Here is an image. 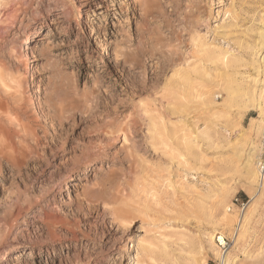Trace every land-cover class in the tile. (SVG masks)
Segmentation results:
<instances>
[{
  "label": "rangeland",
  "instance_id": "rangeland-1",
  "mask_svg": "<svg viewBox=\"0 0 264 264\" xmlns=\"http://www.w3.org/2000/svg\"><path fill=\"white\" fill-rule=\"evenodd\" d=\"M88 2L92 5L85 6ZM156 2L164 17L148 19L137 30L140 8L134 0H0V66L6 77L19 72L25 79L20 118L34 133L20 132L0 141V264H133L138 241H153L157 236L172 264H189L190 251L201 242L209 251L202 234L210 226L199 207L209 204L218 188L232 184L238 224L224 232L227 252L218 240L215 243L227 254V261L232 254L237 255L234 264H264V198L250 221L254 233L246 253H234L238 225L243 224L252 195L236 183L245 180L240 173L241 155L248 152L253 133L246 129L258 112L244 115L242 99L227 101L224 84L219 82L221 88L216 84L226 80L223 76L204 82L198 97H190L187 111L172 114L167 110L168 103H179L174 87L167 88L171 75L184 64L192 68L203 64L194 53L193 34L232 52L236 63L229 72L233 78L253 83L257 78L254 61L262 62L264 57V0ZM225 10H229L226 15ZM34 30L40 33L27 45ZM32 52H37V61L28 60L27 53ZM15 56L20 60L16 62ZM26 64L34 76L27 74ZM204 65L213 74L221 71L217 64ZM49 79L52 91L78 103L63 124L58 119L51 123V115L44 117L49 111L38 105L44 100L37 93L38 82L45 88ZM205 93L210 94L200 96ZM146 106L173 124H190L197 132L207 128L211 143L196 133L190 137L204 160L190 162L188 170L163 147H153L141 112ZM128 118L133 121L129 143L122 138L99 143L100 134L121 128ZM100 151L107 157L83 175L84 163ZM101 166L104 171H97ZM109 167L117 186L105 180ZM97 173L101 183L95 182ZM145 174L163 209L153 215L154 222L137 216L127 233V224L113 216L119 201L108 191ZM70 175L72 182H68ZM181 182L189 189L183 191ZM205 261L224 264L210 252ZM155 264L165 261L158 255Z\"/></svg>",
  "mask_w": 264,
  "mask_h": 264
},
{
  "label": "bare ground",
  "instance_id": "bare-ground-1",
  "mask_svg": "<svg viewBox=\"0 0 264 264\" xmlns=\"http://www.w3.org/2000/svg\"><path fill=\"white\" fill-rule=\"evenodd\" d=\"M134 3L135 7L138 6L140 8V18L136 23L137 30L140 29V27L143 26V24H145L148 19L152 20L154 18L159 20L160 16L164 17V10L158 5L156 0H134ZM91 5L92 3L88 2L85 6ZM228 13L229 10L224 11V15ZM262 20H264V18ZM1 21L2 20L0 19V23ZM39 31L40 30H34V32L31 33V35L28 37L27 45L34 40V38L40 33ZM191 44L193 46L194 53L198 56V58H200V64H203L197 68H192V65L188 63L184 64L183 66H180V68L176 69L175 73L171 75V85H168L167 88H171V86L174 87L175 94L179 97V103H168V112L175 114L187 111L191 104L190 97H192V95H194L196 98L198 97V94L196 95V93L199 92V88L201 89L204 87V82L209 81L213 78V76H215L217 79L223 76L226 78V80H218L216 84L219 88H221V84H219V82L224 84V89L227 92V101L235 102V100L242 99L241 102L244 105L243 109H245L243 112L244 115L251 110H256L259 114L257 118L253 117L250 119V127L246 129L247 133H253V139L248 144V152L246 151L243 156L241 155V159H243V167L240 173L245 176L244 183H236L237 185L240 184L242 187H245L246 190L252 194L251 202L248 204V211L243 218V224L240 222L238 225L240 228V233L239 235H236V237H238L234 247V253L236 252L237 254L242 252V254H245L246 252L244 250L247 247L250 236L254 233V227L252 230L250 221L252 220L257 208L261 206L264 198V181L260 183V178L256 168V160L258 158V154H260L259 138L262 136V130L264 127V57L262 58V62L254 61L256 64L257 78L253 80V83L248 84L245 83L243 79L239 80L233 78L234 74L229 72V69L233 68L234 63H236L235 55L232 52L208 42L204 36L199 34H193V36H191ZM105 45L107 46L108 44ZM35 53L37 52H32L31 55L27 53L28 60L31 59L32 61H37V56H35ZM18 59L19 58L15 56L16 62L20 60ZM205 63L217 64V70L221 71L219 73L215 72L216 74H213L214 72L206 67L204 65ZM25 68L27 70V74L32 73L31 76H34L35 72H31V67H29V64H26ZM42 84L43 83L41 80H39L37 93L44 95V100L42 101L40 99L41 101L38 103L39 107L42 106V108L49 111V113L47 112V115L44 117H49L51 115V123H54L58 119L59 123L63 124L64 121L74 115L78 104L77 101L63 97L56 89H53L52 91L51 80L49 81L48 86L45 85V88L44 86L42 88ZM25 90V79L22 77L21 73L17 72L6 77L3 66H0L1 142L11 139L14 134H18L20 132H24L28 136H34L31 126L29 124H24L20 118L21 110L24 109L23 105L25 103ZM237 93L243 94L239 97H235L234 95ZM207 94L210 93L200 94V96ZM141 112L142 116L146 120V136L148 137L149 141H151V145L153 144V147H163L164 152H166L168 156H172L173 159L175 157L180 159L185 164L186 169H188L190 162L195 160L202 162L204 160L202 152L199 151V146L196 142H192L190 137L193 136V133H196V135L201 138L202 141H208L211 143L210 133L208 132L207 128H204V130L201 132H197L196 129L190 124H173L170 120H165L158 110L155 108L151 109L149 106L142 108ZM132 125L133 121L129 120L128 118L121 128L117 130L114 128H108L110 130H106L96 137L100 144H103L106 142V140L107 142L117 141L121 138L123 139L124 144H126L129 143ZM248 138L250 139V137L247 136V139ZM106 157L107 154H105L104 151H100L96 158L88 159L83 165V175H86L88 171H92L93 167L98 165V163H102ZM111 169L112 168L109 167V171L107 172L108 174H106V176H108L105 178V180L107 179L106 182L116 185L117 183L114 175L115 173ZM96 170L99 172L104 171L102 166L99 168L97 167ZM149 178L150 177L145 174L142 179L135 177L131 182H118L119 188L117 187L118 189L116 188V190H113L112 187L110 189L109 186H107L108 190L110 189V192L108 191V193H110L112 199L117 202L119 201V206L114 209L113 216L120 220V222L127 224L129 230L127 233L130 232V229L134 226L138 217H144L154 222L153 215L158 214L163 209L160 197L153 192V188L148 186ZM101 179L97 173L95 175V182ZM72 181H74V176L70 175L68 182ZM180 187L183 191L189 189L188 184L185 182H181ZM233 187L234 186L232 184L227 187L218 188L216 192H214L210 197L209 204H202L199 207L200 210L203 211V215L210 226V230L202 234L204 237V243H207L209 251L205 249L203 242H201L199 244V248H195V251H190L192 256L189 264H206L205 258L208 252H210L216 259L220 261L223 260L224 264H230V262L231 264H234L237 255L234 257L231 254L229 258L230 260L227 261V254H223V252L215 243L218 234H221L222 237H224L226 234L224 233L225 231H230L235 223L236 225L238 224L236 212L235 210L233 211L232 207V195L234 192ZM128 189L130 190V195L127 193L129 192ZM111 190H113V192H111ZM68 200H71V198ZM108 206L110 205L105 204L103 207L106 208ZM129 216L132 218L127 220L126 217ZM218 231L220 232L216 233ZM111 238L112 237L108 239V242L111 240ZM162 244L163 242L158 236L155 237L153 241H148L144 238H141L137 243L135 255L131 256V263L144 264L145 261H148L151 264H155L157 262L158 255H160L161 259L165 261V264H172L171 260L169 259V254L166 251V245Z\"/></svg>",
  "mask_w": 264,
  "mask_h": 264
},
{
  "label": "built area",
  "instance_id": "built-area-1",
  "mask_svg": "<svg viewBox=\"0 0 264 264\" xmlns=\"http://www.w3.org/2000/svg\"><path fill=\"white\" fill-rule=\"evenodd\" d=\"M261 153L256 161V168L258 172V176L260 178V183L264 181V129L262 133V139H261ZM218 244L223 249V251L227 252L228 248V241L223 238L222 236H217ZM225 252H223L225 254Z\"/></svg>",
  "mask_w": 264,
  "mask_h": 264
}]
</instances>
